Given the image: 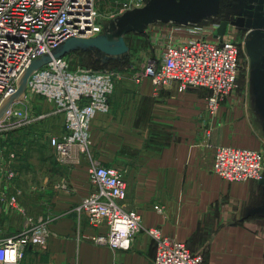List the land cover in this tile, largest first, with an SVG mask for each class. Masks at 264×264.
Listing matches in <instances>:
<instances>
[{"label": "crops", "instance_id": "1", "mask_svg": "<svg viewBox=\"0 0 264 264\" xmlns=\"http://www.w3.org/2000/svg\"><path fill=\"white\" fill-rule=\"evenodd\" d=\"M97 65L89 67L103 64ZM123 69L109 111L91 121V158L123 173L126 205L141 215L143 228H158L200 253L205 264H264V217H245L249 207L261 204L264 187L259 180L227 182L212 171L219 146L264 150L249 91L236 88L211 118L208 91L179 92L173 83L154 91L148 79L134 81L141 68L128 60ZM25 102L20 108L34 115L53 109L41 98ZM48 121L56 122L54 134L63 133L62 114L35 124ZM37 137L24 136L20 144L26 143V150L16 154L6 151L3 142L12 143V136H0V242L17 236L26 223L41 221L49 230L47 247L28 246L19 264H154L155 243L152 249L145 235L130 250L89 241L103 230L75 212L92 188L88 160L81 156L75 165L61 163L49 141L43 146L44 136ZM154 206L162 207V213Z\"/></svg>", "mask_w": 264, "mask_h": 264}, {"label": "built area", "instance_id": "2", "mask_svg": "<svg viewBox=\"0 0 264 264\" xmlns=\"http://www.w3.org/2000/svg\"><path fill=\"white\" fill-rule=\"evenodd\" d=\"M100 0H0V101L14 92L22 70L31 61L56 49L73 37L91 38L102 33L98 17ZM144 0H116L118 13L139 8ZM221 20L198 25L161 24L147 37L152 51L147 63L134 77L148 79L154 91L169 83L179 92L204 89L206 112L217 115L220 102L237 87L240 44L226 31L216 32ZM124 69L88 67L70 69L66 56L52 59L35 71L26 88V101L32 95L43 97L51 112L35 114L11 105L0 119V136L29 127L46 117L62 114L64 131L49 136L55 157L64 164L88 160L90 192L83 196L75 212L87 217L96 229L91 237L97 246L128 250L142 228L155 243L154 264H205L195 253L156 227L143 228L142 217L126 205L127 183L113 166L91 158L90 125L97 113L109 111V97ZM210 134L209 128L205 131ZM212 171L227 182L260 180L264 175V150L219 146L213 153ZM9 204L14 206L15 199ZM162 213V207L154 206ZM49 230L45 223H26L17 236L0 242V264H19L28 246L46 248Z\"/></svg>", "mask_w": 264, "mask_h": 264}, {"label": "water", "instance_id": "3", "mask_svg": "<svg viewBox=\"0 0 264 264\" xmlns=\"http://www.w3.org/2000/svg\"><path fill=\"white\" fill-rule=\"evenodd\" d=\"M238 16L244 17L242 30L248 58V91L253 116L264 134V0H237ZM221 0H144L139 8H131L105 23L102 33L91 38L73 37L64 40L51 54L43 55L25 67L16 81L14 92L0 101V119L8 108L26 101L29 78L36 70L52 59L72 53H89L94 64L125 63L129 48L126 34L132 33L147 38L146 27L152 24L176 23L198 25L212 19H220ZM236 22L222 20L216 34L221 38ZM264 187V175L259 180ZM264 217V199L259 206L247 209L246 218Z\"/></svg>", "mask_w": 264, "mask_h": 264}, {"label": "rangeland", "instance_id": "4", "mask_svg": "<svg viewBox=\"0 0 264 264\" xmlns=\"http://www.w3.org/2000/svg\"><path fill=\"white\" fill-rule=\"evenodd\" d=\"M99 2H101V1H99ZM99 2L97 5L98 17H101V23L103 24L102 27H104L105 23H108L109 21L111 22L112 19H114L118 15L117 14L118 13V8H117L118 5H116V3H114L113 1H108V0L102 1L101 4H99ZM160 26H161V23H156V24H152V25L147 26L146 27L147 37L149 35V31H151L153 29H160ZM229 30H227V31H229L231 33L232 38L235 39V41L240 44V50H239L240 68H239V72H238V76H237V87L236 88H242L243 90L248 91V58L245 54V49L243 46V40L237 33H233V31H231V28H229ZM125 43L129 48V58H128L129 62L142 69V67L147 63L148 59L152 55V51H151L148 39L144 38L140 35H134L132 33H129V34H126V36H125ZM66 59L68 60V63L70 65V69H72V70L85 69V68H88L90 65H92V56L89 53L68 54V55H66ZM32 98H41L47 104L51 105L43 97L32 95ZM15 106L26 107V102L15 103ZM28 107H31V106H29V104H28ZM50 122L51 121H48L46 123L34 124L31 127H26L24 129L15 130L13 132L8 133L7 135L5 134L6 138L8 136H9V138L12 136V139H11L12 143H11V141L8 142L10 139H8L7 141H3V142H6L5 143V146L7 148L6 151H9V152L13 151L14 153L16 152V154H17V153H21L24 150H26V147L23 148V146L26 143L20 144V140H22L24 136H27V138L39 136L37 138H41V139L44 136L43 137V140H44L43 146L48 145L49 136L55 133L53 131V129L51 128V126L55 127V125H56V122L53 121L51 125H50ZM32 146L33 145H30V147H32ZM44 151H45V148H44ZM90 226L92 228H94L91 224H90ZM140 235L147 236L150 239L149 243L151 245V248L154 249L153 240L150 238V236L142 228L136 233L135 238L133 240L134 241L133 245L135 244V239ZM89 241H91V238ZM48 242H49V240H48ZM48 242H47V245H48ZM94 246H97V245L94 244ZM131 246H132V244H131ZM148 250H149V247H148ZM113 264H116V263L114 262ZM150 264H152L151 261H150Z\"/></svg>", "mask_w": 264, "mask_h": 264}, {"label": "flooded vegetation", "instance_id": "5", "mask_svg": "<svg viewBox=\"0 0 264 264\" xmlns=\"http://www.w3.org/2000/svg\"><path fill=\"white\" fill-rule=\"evenodd\" d=\"M237 0H221V12H220V20H227L229 22H236L238 24V27H230L231 31L233 33H237L242 40L246 37V32L242 30L244 17L238 16L240 14V11L236 9Z\"/></svg>", "mask_w": 264, "mask_h": 264}, {"label": "trees", "instance_id": "6", "mask_svg": "<svg viewBox=\"0 0 264 264\" xmlns=\"http://www.w3.org/2000/svg\"><path fill=\"white\" fill-rule=\"evenodd\" d=\"M205 22H207V21H205ZM205 22H203V23H205ZM128 60L125 63H114V62H112V63H108V64H103L102 67H108V68H114V69H123V67L128 63ZM90 66L98 67V65L94 64L93 62H92V65H90Z\"/></svg>", "mask_w": 264, "mask_h": 264}]
</instances>
